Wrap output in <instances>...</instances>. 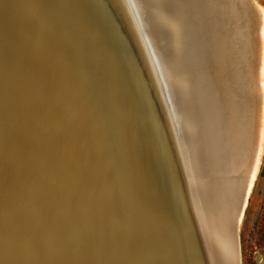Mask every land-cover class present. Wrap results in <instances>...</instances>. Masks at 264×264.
Returning a JSON list of instances; mask_svg holds the SVG:
<instances>
[{
	"label": "bare ground",
	"instance_id": "6f19581e",
	"mask_svg": "<svg viewBox=\"0 0 264 264\" xmlns=\"http://www.w3.org/2000/svg\"><path fill=\"white\" fill-rule=\"evenodd\" d=\"M222 9L0 0V264H195L180 197L204 263L242 264L263 137Z\"/></svg>",
	"mask_w": 264,
	"mask_h": 264
},
{
	"label": "rangeland",
	"instance_id": "374dc122",
	"mask_svg": "<svg viewBox=\"0 0 264 264\" xmlns=\"http://www.w3.org/2000/svg\"><path fill=\"white\" fill-rule=\"evenodd\" d=\"M222 1H223L222 12H223L224 21H226L225 26L228 32L227 34L233 40L238 39L237 44L241 45L239 46V48L241 47V50L243 51V52L241 51L239 52L242 57V63H244V65L247 66L253 77L252 79H250L249 84L251 83L250 86L252 85L251 87L253 89V92H255L254 98L256 103L254 110L255 112L253 113L254 130L256 136L259 135L258 137H260L261 139L263 137V139L260 141V143L262 142L261 143L262 150L260 155L261 160L258 163L259 166L254 179V184L252 187L253 190L251 191L248 197V202L243 214L241 231L239 233V243L242 250V264H264V131L262 136H260V133L258 132L259 123L262 122V126H264V118H263L264 111L262 112L263 114H259L260 110H258L260 109L259 107L260 103H262L261 96H264V80H262L264 79V72H263L264 69H262L263 67L262 68L260 67V63L261 65L264 66V34H263L264 33V0H246V1L222 0ZM234 7L236 8V11H239L240 13V18L237 20L234 17L235 14H232L233 10L235 11ZM245 19L248 21H246ZM235 21H237L240 25ZM240 22H242V24ZM237 24L239 25V27L235 28L234 30L233 26L236 27L235 25ZM249 40H251L252 42H249ZM250 68H252L254 71ZM259 117L260 119H258ZM253 154L254 152H252V155Z\"/></svg>",
	"mask_w": 264,
	"mask_h": 264
},
{
	"label": "water",
	"instance_id": "95a60500",
	"mask_svg": "<svg viewBox=\"0 0 264 264\" xmlns=\"http://www.w3.org/2000/svg\"><path fill=\"white\" fill-rule=\"evenodd\" d=\"M174 170H176V167H175V169ZM175 181L177 182V178H176V173H175ZM178 189V191H179V188H177ZM180 191H182L181 189H180ZM180 195V194H179ZM182 203V208H183V211H184V213L186 214V212H187V214H186V216H187V218H188V224H187V230H188V225L190 226V228H191V231H192V234H191V236H192V239H193V247H194V256H195V264H205L204 262H205V260L203 259V257H202V248H201V241L199 240V238L198 237H196V231H195V229H194V220L192 219V221H193V223H192V221H191V218H190V216H189V212H188V208H187V203L184 201V203H185V207H184V205H183V202H182V199H181V197H180V204ZM180 207H181V205H180ZM182 208H180V211H181V209ZM186 209V210H185ZM179 211V210H178ZM180 211H179V213H180ZM181 213H183L182 211H181ZM180 213V214H181ZM197 261V262H196Z\"/></svg>",
	"mask_w": 264,
	"mask_h": 264
}]
</instances>
